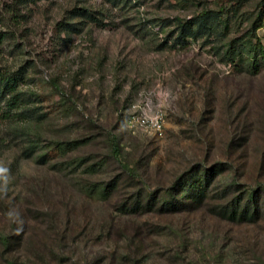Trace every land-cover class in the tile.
<instances>
[{
    "label": "rangeland",
    "instance_id": "1",
    "mask_svg": "<svg viewBox=\"0 0 264 264\" xmlns=\"http://www.w3.org/2000/svg\"><path fill=\"white\" fill-rule=\"evenodd\" d=\"M263 5L0 0V70L23 77L25 111L0 93V264H264V57L228 53ZM146 101L163 136L129 120ZM205 170L203 201L149 204Z\"/></svg>",
    "mask_w": 264,
    "mask_h": 264
},
{
    "label": "trees",
    "instance_id": "2",
    "mask_svg": "<svg viewBox=\"0 0 264 264\" xmlns=\"http://www.w3.org/2000/svg\"><path fill=\"white\" fill-rule=\"evenodd\" d=\"M5 6V5H4ZM3 6V11L8 9L7 12H9L10 18H13V14L11 12V6L4 7ZM7 14L4 12L3 18L9 17ZM260 21L256 22L254 25V31L252 32L253 34L249 38V45L250 48L247 50L242 51L240 49V46L238 44H235L230 47L228 50L229 55H231V60L235 61L237 55H244L248 54L250 61L252 65L256 66L258 65V60L260 57H264V44L261 42V39L256 33V30L259 28L264 27V5H263V10L260 15ZM210 19V16L208 13H203L201 16H198L197 18L191 19L189 22H187V25H185V31L189 34H192L195 32V26L199 27H205L207 20ZM23 77L19 76V72H10L8 70H0V93H5L7 92L8 94H12V97L10 101L13 102V109L16 108L18 111L16 112L17 117H24L25 111L22 110V98H20L21 93L19 92L20 89V84L22 83ZM54 86L58 89L59 86L56 82H53ZM7 117H13L8 114ZM115 155H117L118 148L114 147L113 148ZM204 178L200 179H195L194 177H189V178H182L178 182V187L180 190H174L171 189L169 192L163 194V196L159 198L155 196H151L149 200V204H152L153 199L154 202L153 204L159 205V208L161 211L164 212H175L178 211L182 207V203L184 204L186 199H190L189 197H192L193 202H201L203 201L204 197L207 196V191L206 186L208 183L211 182V177L209 173L205 170L204 173ZM107 191V190H106ZM254 193L250 192L248 201L245 203L243 211H241L240 215L244 217H255L258 212H252V209L254 208L251 205V201H254ZM138 204V202H136ZM140 206L139 208H141ZM238 210L234 209L232 210V215L236 214ZM24 232H18L16 231L14 234L13 233H8L3 235L2 238V245L6 247L8 252H11L13 249V245L16 240L22 239ZM1 236V235H0ZM8 264H16L15 261H10L8 260Z\"/></svg>",
    "mask_w": 264,
    "mask_h": 264
},
{
    "label": "built area",
    "instance_id": "3",
    "mask_svg": "<svg viewBox=\"0 0 264 264\" xmlns=\"http://www.w3.org/2000/svg\"><path fill=\"white\" fill-rule=\"evenodd\" d=\"M149 101L144 105H133V111L129 114L130 122L138 128L147 132L163 136L165 132V113L162 110L153 111Z\"/></svg>",
    "mask_w": 264,
    "mask_h": 264
}]
</instances>
